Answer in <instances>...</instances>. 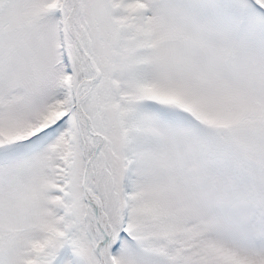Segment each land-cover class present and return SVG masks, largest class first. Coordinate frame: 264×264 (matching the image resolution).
I'll return each mask as SVG.
<instances>
[{"label":"snow or ice","instance_id":"snow-or-ice-1","mask_svg":"<svg viewBox=\"0 0 264 264\" xmlns=\"http://www.w3.org/2000/svg\"><path fill=\"white\" fill-rule=\"evenodd\" d=\"M0 264H264V0H0Z\"/></svg>","mask_w":264,"mask_h":264}]
</instances>
